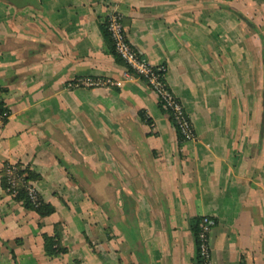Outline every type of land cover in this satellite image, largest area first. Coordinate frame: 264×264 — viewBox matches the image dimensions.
I'll list each match as a JSON object with an SVG mask.
<instances>
[{
	"label": "crops",
	"instance_id": "obj_1",
	"mask_svg": "<svg viewBox=\"0 0 264 264\" xmlns=\"http://www.w3.org/2000/svg\"><path fill=\"white\" fill-rule=\"evenodd\" d=\"M116 9L166 65L192 140L111 53ZM80 77L117 84L70 88ZM0 90V264H196L204 216L211 264H264V0H0ZM18 163L54 213L6 193ZM56 234L68 252L50 257Z\"/></svg>",
	"mask_w": 264,
	"mask_h": 264
},
{
	"label": "built area",
	"instance_id": "obj_2",
	"mask_svg": "<svg viewBox=\"0 0 264 264\" xmlns=\"http://www.w3.org/2000/svg\"><path fill=\"white\" fill-rule=\"evenodd\" d=\"M107 32L113 44L114 50L119 58L125 63L128 72L139 78H143L151 89L157 94L158 98L164 103L173 117V123L180 131L183 141H189L194 138V130L192 123L180 100L168 89L165 76L167 67L164 64L154 66L148 63L131 45L126 27L124 25L123 16L120 11L113 10L109 12L105 21ZM130 69V71H129ZM117 82L102 78H85L75 79L70 88H102L116 85ZM68 87V88H69ZM3 109V110H2ZM8 117V111L4 104H0V124H3ZM15 165H12L7 171L8 188L6 193L11 196L16 195V185L18 182L14 174ZM32 201L39 198L36 187L33 182H29L26 186ZM215 220L210 216H204L200 221V254L206 264H211V251L209 245V235L215 226Z\"/></svg>",
	"mask_w": 264,
	"mask_h": 264
},
{
	"label": "trees",
	"instance_id": "obj_3",
	"mask_svg": "<svg viewBox=\"0 0 264 264\" xmlns=\"http://www.w3.org/2000/svg\"><path fill=\"white\" fill-rule=\"evenodd\" d=\"M102 32L104 34V37L106 38V41H107V44L110 48L111 53L116 57V60L119 63H122L126 67V69L128 70L125 63L119 58V56L116 54V52L114 50L113 44H112L111 39L109 37V34L107 32L106 24L102 26ZM129 71H130V69H129ZM141 79L144 80L143 78H141ZM167 87H168V85H167ZM168 89H169V87H168ZM0 104H1V106H2V104H4L3 99H2L1 90H0ZM159 104H160V107L162 108V110L168 114L171 122L173 123V117H172L171 113L165 107L164 103L161 101L160 98H159ZM173 125L175 126L174 123H173ZM175 128H176V130L180 136V139L183 140L180 131L177 129L176 126H175ZM11 167H12V165L6 164L4 167V170L2 172V175H1V180H2V184H3L4 189L8 188V186H9L7 171ZM14 174L18 179V182L16 185V190H15L16 195L14 196V198L17 201H20L27 210L36 211L42 218L49 216L52 213H54L55 208L51 204L44 202L41 198H38L37 201L34 202V201H32V199L29 196V192H28L26 186L29 182L36 181L39 178L38 174H36L32 170H30L29 167L22 166L20 163L15 165ZM200 221H201V218L196 219V220L191 222L192 231H193L194 239H195V263L196 264H206L205 261L203 260L202 256H201L200 250H199L200 243H201V240H200ZM43 238H44V249H45V252L48 256L58 257V256H61L63 254H66L68 252L67 248L63 247L60 244V240H59V237L57 234L55 236L43 235Z\"/></svg>",
	"mask_w": 264,
	"mask_h": 264
}]
</instances>
